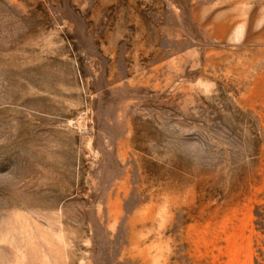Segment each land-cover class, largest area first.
I'll use <instances>...</instances> for the list:
<instances>
[{"label": "rangeland", "instance_id": "obj_1", "mask_svg": "<svg viewBox=\"0 0 264 264\" xmlns=\"http://www.w3.org/2000/svg\"><path fill=\"white\" fill-rule=\"evenodd\" d=\"M0 264H264V0H0Z\"/></svg>", "mask_w": 264, "mask_h": 264}]
</instances>
